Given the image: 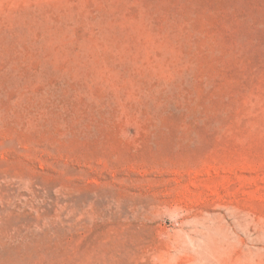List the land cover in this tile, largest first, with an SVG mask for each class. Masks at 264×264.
Instances as JSON below:
<instances>
[{
	"label": "rangeland",
	"instance_id": "374dc122",
	"mask_svg": "<svg viewBox=\"0 0 264 264\" xmlns=\"http://www.w3.org/2000/svg\"><path fill=\"white\" fill-rule=\"evenodd\" d=\"M0 264H264V0H0Z\"/></svg>",
	"mask_w": 264,
	"mask_h": 264
}]
</instances>
